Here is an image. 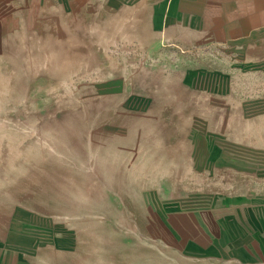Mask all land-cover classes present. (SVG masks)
Instances as JSON below:
<instances>
[{
  "label": "rangeland",
  "instance_id": "374dc122",
  "mask_svg": "<svg viewBox=\"0 0 264 264\" xmlns=\"http://www.w3.org/2000/svg\"><path fill=\"white\" fill-rule=\"evenodd\" d=\"M238 1V39L142 44L104 10L0 56V264H264L217 206L264 198V0ZM217 147L237 173L200 170Z\"/></svg>",
  "mask_w": 264,
  "mask_h": 264
},
{
  "label": "crops",
  "instance_id": "0c3cea01",
  "mask_svg": "<svg viewBox=\"0 0 264 264\" xmlns=\"http://www.w3.org/2000/svg\"><path fill=\"white\" fill-rule=\"evenodd\" d=\"M237 1L0 0V56L8 54L19 45H29L26 39L36 35L37 32H44L43 30L45 34H49L48 37L67 38L74 33V30L85 33L88 26L99 23L98 20L104 15V10L106 15L111 17L110 23L113 29L119 22L124 25V32L132 25L137 27V24H139L137 27L139 30L145 29L150 37L148 42L140 34H135L142 44L161 42L166 39L194 43L199 38L211 39L216 36L225 41L238 39L240 36L245 37L251 33L252 28L247 24L249 22L246 19L249 13L244 9L247 8L246 5L238 4ZM132 13L139 14V19H132L130 17ZM259 14L260 10L253 12V19H258ZM261 14L264 15V10H261ZM119 16H122L120 21ZM263 32V29H258L250 36L254 35L258 38ZM124 37L130 38L126 34ZM238 45L244 47L243 44ZM189 70L188 73L185 72L181 85L197 89L201 71ZM198 150L201 151L200 148ZM215 150L214 153L218 155L209 161H202L200 170L203 168L212 172L218 170L221 175L223 174L222 176L237 173L238 165L226 160L223 149L217 147ZM243 174H250V171L246 170ZM223 199L222 204L218 203L217 206L222 207L223 210H229L232 215L230 225L235 233L233 242L234 247L239 248L238 254L244 260H248V257L254 256L253 248L257 252L256 256L264 263V198L259 194L250 197L234 194ZM217 224L220 230L221 224ZM201 233L203 237L204 229ZM205 235L210 236L207 232Z\"/></svg>",
  "mask_w": 264,
  "mask_h": 264
}]
</instances>
